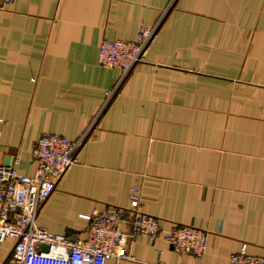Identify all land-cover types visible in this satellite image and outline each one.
Listing matches in <instances>:
<instances>
[{
    "label": "crops",
    "instance_id": "obj_1",
    "mask_svg": "<svg viewBox=\"0 0 264 264\" xmlns=\"http://www.w3.org/2000/svg\"><path fill=\"white\" fill-rule=\"evenodd\" d=\"M143 60L118 85L102 40L132 41L157 23ZM117 85L104 105L106 94ZM86 133L36 225L84 240L93 210H140L160 226L208 233L205 254L160 239L134 260L223 264L245 245L264 258V0H20L0 8V165L32 176L38 138ZM14 242L0 243V264Z\"/></svg>",
    "mask_w": 264,
    "mask_h": 264
},
{
    "label": "built area",
    "instance_id": "obj_2",
    "mask_svg": "<svg viewBox=\"0 0 264 264\" xmlns=\"http://www.w3.org/2000/svg\"><path fill=\"white\" fill-rule=\"evenodd\" d=\"M20 0H0V8ZM160 20L141 27L134 40H102L97 64L102 69L117 70V85L143 60ZM116 87L106 94L104 105ZM86 133L74 141L56 134L37 139L30 156L36 168L32 176L18 173V159L0 165V243L14 242L4 264H107L109 260L132 261L129 243L138 238L150 242L160 239L179 254L201 258L206 251L208 233L190 226H172L165 230L158 218L140 210L141 191L130 188L126 208L108 205L85 217L88 228L84 240L55 235L36 225L41 204L46 201L61 176L76 163V154ZM46 246L48 251H43ZM223 264H264L263 257L249 255L243 245Z\"/></svg>",
    "mask_w": 264,
    "mask_h": 264
},
{
    "label": "water",
    "instance_id": "obj_3",
    "mask_svg": "<svg viewBox=\"0 0 264 264\" xmlns=\"http://www.w3.org/2000/svg\"><path fill=\"white\" fill-rule=\"evenodd\" d=\"M43 251L47 252L48 251V248L46 246H43L42 247Z\"/></svg>",
    "mask_w": 264,
    "mask_h": 264
}]
</instances>
